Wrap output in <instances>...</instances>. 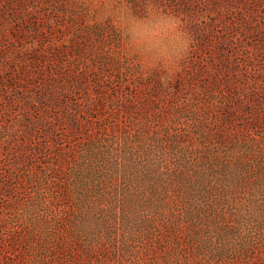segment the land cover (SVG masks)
I'll list each match as a JSON object with an SVG mask.
<instances>
[{
	"label": "rangeland",
	"instance_id": "rangeland-1",
	"mask_svg": "<svg viewBox=\"0 0 264 264\" xmlns=\"http://www.w3.org/2000/svg\"><path fill=\"white\" fill-rule=\"evenodd\" d=\"M0 264H264V0H0Z\"/></svg>",
	"mask_w": 264,
	"mask_h": 264
}]
</instances>
